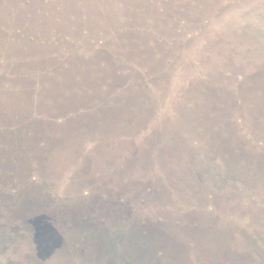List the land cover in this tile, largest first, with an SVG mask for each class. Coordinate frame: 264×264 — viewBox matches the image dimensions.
Instances as JSON below:
<instances>
[{"label":"rangeland","instance_id":"1","mask_svg":"<svg viewBox=\"0 0 264 264\" xmlns=\"http://www.w3.org/2000/svg\"><path fill=\"white\" fill-rule=\"evenodd\" d=\"M220 1H232V5L220 18L211 19L209 25L203 27L204 30L188 44L185 57L179 62L185 68L179 75H174L171 83L169 82L170 88L176 92L182 90L179 89L180 86L187 85L186 77L196 78L198 81L203 77L204 85L210 87L209 91L213 94V98L209 99H212L211 104L206 105L207 113H199L202 123L189 124L184 130L186 133L181 135L185 139L183 147L187 151L181 152L171 163L167 162L170 157L164 156L161 164L151 167L150 174L153 178H148L149 181L143 178V187L133 185V182L139 183V170L120 179L115 188L110 187L108 177H102L111 170L103 173L101 170L89 172L88 176L83 178L91 182L90 185L95 182V190H91L93 185L85 188L76 185L80 182V173L76 168L81 165L79 159L76 164L68 165L63 170L59 169L58 179L52 184L50 174L46 179L35 176L34 170H30L28 160L26 164L14 170L10 168L12 166L7 156H0V264H104L103 260L101 262L97 257L99 252L107 250L104 246L110 245L109 238L112 240L118 237L115 244L122 248L128 241L123 239L126 235L125 229L130 230V226L133 228L137 221L140 228L159 225L169 233V237H174L175 232V241L189 247L193 244L188 242L187 236L182 235V231L186 234L188 227L202 224L231 229L236 237L248 234L254 238H264V210H261L264 207V188L252 187L246 182L249 186L247 188L244 183H236L227 176L216 178L217 174H209L206 170L209 160L215 158L214 156H221L219 153L209 152L210 136L213 132L204 128L206 118H209L208 121L213 119L215 125L212 130H220L222 137L217 139V143L220 139L228 137L235 145H239L240 149L235 151L241 154V165L245 160L264 163V0H204L207 5L202 6L201 12L205 14L213 11ZM190 10L192 14L195 13L192 8ZM140 14L138 13L137 17ZM127 15L128 12L122 14L124 18ZM141 15L137 19H140ZM196 25L199 27L201 22L198 21ZM104 38L106 37L103 35L101 39ZM89 44L84 45L85 50H94L95 46ZM90 59L91 62L86 59V64L91 68L87 71L89 82L97 75L95 61L99 62L94 58ZM125 69L123 64L115 62H110L107 68L98 69V81L104 76V70H109L106 83L110 82L114 89L108 94H115V90L128 81V72L126 73ZM67 81L72 83L69 79ZM172 90L170 92L174 93ZM188 95L186 90L182 100L176 104V96L170 94L163 105L153 104L149 111L146 108L142 113L132 115L130 123L125 121L124 114H121V119H116L108 125L111 129L110 137L101 139L99 131H96L94 135L88 134L80 139L82 152H105L109 148L107 144L113 142L115 146L126 138L132 139L136 147L144 146L149 150L148 138L157 139L155 142L159 144L158 136L163 133V128L172 126L179 110L194 107L195 103L187 100ZM112 99L114 100V97ZM200 103L206 104L205 100ZM210 106L213 108L209 109ZM101 109L105 108L94 106L91 113L98 114ZM142 116L144 117L141 118ZM57 121L59 124L65 122L60 117ZM79 132L84 130L80 129ZM1 143L3 141L0 140V145ZM3 148L8 149V146ZM152 153L153 151L148 156L155 158L156 155ZM212 162L221 165V160ZM179 165L187 170V182L184 184L174 179L172 186L166 181V177ZM13 166H18V162ZM121 167L123 166L119 163L118 168ZM196 170L200 172L197 173ZM256 176L258 175L255 174ZM156 177H161L160 183L166 186L168 196L161 205L154 203L152 199L154 185L157 186L154 179ZM33 180L40 184L45 182L46 185L43 183L45 188H40L39 206L27 214L20 203L21 192L25 184ZM138 187L140 188L136 189ZM94 195L98 203L90 200ZM113 212L117 218L111 217ZM37 214L46 215L48 222L62 237L60 246L45 261L37 256L31 240L33 230L28 219ZM155 246L157 247V241H154V248ZM260 246L264 249L263 244ZM160 254L162 255V251L156 249L155 255ZM193 264H196L194 259Z\"/></svg>","mask_w":264,"mask_h":264},{"label":"water","instance_id":"2","mask_svg":"<svg viewBox=\"0 0 264 264\" xmlns=\"http://www.w3.org/2000/svg\"><path fill=\"white\" fill-rule=\"evenodd\" d=\"M84 82H89L88 78L84 79ZM16 97L17 96L11 93V91L9 92L8 98L10 100V105L8 104V107L12 110L19 109L16 100H13V98ZM22 98L27 102L31 101L30 108L32 113L37 116V120H27L26 123L24 122L21 124L19 128H28L31 132H34L35 135H33V138L30 137L32 139H19L20 144L18 145L13 144L14 140L4 135L0 138L1 142L3 141V143H1L3 146L0 148V156H7L8 161L11 162H9L12 166L10 168L14 170H16L17 167L23 166L24 163L26 164L28 160V164H30L31 167L30 170H34L35 176L46 179L50 174L53 179L52 184L58 179L59 175L57 172L59 169L63 170L65 167L67 168L68 165L76 164L79 159L82 166H76L78 173H80V182L76 185L82 188L93 185L91 186V190H95V182L90 185L91 182L83 178L85 175L88 176L89 172L101 170V173H103L108 169L111 170L109 174L102 175V177H108L110 187L115 188L119 184L118 181H120V179L130 174L132 175L134 171L139 170L140 172L137 176L140 178L138 181L139 183L133 182V185L136 187L138 185L143 187L145 182L144 179L149 181L148 178H153L150 172L154 165L158 163L161 164L164 156L165 158L169 156L170 159L167 162L171 163L174 158H177L178 155L180 156L181 152L185 153L187 151L183 147L185 139L182 138L181 135L189 124L202 123L200 120L201 118H199V113L202 115L207 113L208 109H206V105L211 104L212 99H209L213 98V94L210 91L206 94H200L197 88L189 91L187 100H190L191 103H195L196 106L193 104L194 107L191 109L182 108L179 110L177 116L173 119L172 126L163 128V133L158 136L160 137V139L158 138L159 144L155 142L157 139L148 138L147 143L149 145V150L144 146L136 147L132 139L126 138L115 146L113 142L110 145L107 144L109 148H107L105 152H103L104 150H95L93 153L90 152V154L82 152L80 148L82 140L80 139H83V137L88 134L94 135L96 131H99L101 139L110 137L111 129L108 125L112 122L114 123L116 119H121V114H124V120L128 121V123L132 121L134 114L130 110L131 105H124L123 107L117 108V110L115 109V111H113L111 116H106L104 112H98V114L91 113V109L94 110V106L81 103L80 107L86 109L85 113L68 118L66 116L71 112L75 113L77 108L70 107V104L62 106L57 103L54 98H51L49 93L48 95L38 97V100L33 102L29 93H26ZM46 98L51 100V105H49V107L45 105ZM203 100H205L206 105L200 103ZM148 106L149 105L146 107ZM211 107L213 108V106L208 108L211 109ZM143 110L144 108H142V111ZM149 110L150 106L147 108V111ZM142 111L140 112L142 113ZM46 114L49 116L45 117ZM40 116L43 117L40 118ZM58 117L63 118L66 124H64L65 122L59 124L57 121ZM143 117L144 116L141 118ZM208 119L209 118L204 119L207 120L204 124V128L208 132H213L210 136L211 142L209 145L211 149H209V152H216L221 155L220 157L214 156L216 159H211L212 161L221 160V165L209 160L206 167L209 174H217L216 178L220 179L227 176L236 183H244L247 188H249L248 184L252 187L264 188V163L262 164L256 160H245V163L241 165L239 161L241 154L235 151V149H240L239 145H235L228 137L223 140L220 139V142L217 143V139L221 138L222 135L220 130H212L215 125L214 121L213 119L208 121ZM217 119H219V117ZM0 124L8 126L10 122L7 120L3 121L1 118ZM80 129H83L84 132H79ZM184 133H186V131ZM57 134L60 136L56 137ZM40 140L44 142V145H40ZM53 142H57V144H53ZM22 145L26 146V148L21 149L20 146ZM4 146H8V149H4ZM151 151H153L152 154L156 155L155 158L148 156L151 154ZM17 152H20V156H18ZM27 153H30V155L27 156ZM225 155H227V157ZM128 156H131V158ZM17 162L18 166H13L16 165ZM119 163L122 164L123 167L118 168ZM175 169L176 170L168 174L166 181L172 186L174 179L186 184L187 170L182 169L181 165L177 166ZM196 171L197 173L200 172L199 170ZM255 174L258 175L256 176L257 178ZM156 178L154 179L156 180L155 184L157 183V186L154 185L155 192L153 193L152 199L154 203L161 205L168 196L166 186L160 183L159 178L161 177ZM43 183L45 184V182L40 184L38 181L33 180L29 182V184H25V191L23 190L21 192L22 202H20L22 206H24L23 209L25 213L28 214L29 211L35 210L39 206V201L41 200V192L39 191L40 188H45L46 185ZM91 187H89V189ZM139 188L140 187L136 189ZM125 191H128V189H125ZM43 198V200L46 199L45 196H43ZM90 200L98 203V199L95 195L92 196ZM262 201H264V198H262ZM262 205H264V203H262ZM111 209L113 208L111 207ZM261 210H264V207ZM111 217L113 219L117 218L115 212H113ZM28 222L33 230L31 240L35 245L36 254L40 259L45 261L49 259L54 250L60 246L62 242L61 234L50 222H48V217L46 215H32L28 219ZM137 222H135L133 228L130 226V230L125 229L126 235L123 236V239H128V241L125 242L126 244L124 243L122 245V248L117 247L115 244L118 241V237H114L112 240L109 238L110 245H105L104 247L107 250L99 252L97 258L101 259V262L103 260L104 264H193V259L196 264H264V249L260 246L262 244L264 245L263 236L254 238L248 234H240L239 237H236L231 229L202 224L197 227H188L186 234L182 231V235H184V237L187 236L188 242L193 244L189 247L184 243H177L175 241V232H173L174 237H169V233L164 231L163 227L161 229L159 225H149L140 228ZM122 234L124 235V231ZM154 241H157V247L155 246V248ZM156 249H160L162 255H155ZM33 263L36 264V262ZM46 264H57V262H47Z\"/></svg>","mask_w":264,"mask_h":264},{"label":"trees","instance_id":"3","mask_svg":"<svg viewBox=\"0 0 264 264\" xmlns=\"http://www.w3.org/2000/svg\"><path fill=\"white\" fill-rule=\"evenodd\" d=\"M60 1H64L62 7L66 5L67 9L75 10L76 20H85L87 27L80 29L66 23L70 31L54 33L57 36L54 41H40L24 31L10 33L5 28L10 25V20L2 21L0 18V121L2 118L10 122L8 126L0 124V138L6 135L14 140L13 144L18 145L19 139L33 138L35 135L28 128H19L27 120H37L30 108L31 101L22 98L26 93L30 94L32 102L49 93L62 106L70 104V107L77 108L75 113L66 116L71 118L85 113L86 109L80 107L81 103L105 108L99 112H104L106 116H111L117 108L131 105L130 110L135 114L153 104L163 105L170 94L176 96L175 103L178 104L186 90L189 92L197 88L201 94L211 90L204 85L203 77V82L186 77L187 85L179 87L183 92H174L169 84L174 75H179L185 68L179 62L185 57L188 44L204 30L203 27L209 25L211 19L220 18L231 7L232 1H220L218 6L214 5L216 8L213 11L205 14L201 12L202 6L207 5L204 0ZM16 2L18 0H14ZM60 5L57 3L54 8ZM9 8L19 7L12 4ZM190 8L195 13L192 14ZM124 12H128L126 18L122 16ZM138 13L142 14L140 19H137L140 16L137 17ZM72 16L69 15L70 18ZM198 21L201 22L199 27L196 25ZM14 25H17L15 20ZM103 35L106 37L104 40L101 39ZM80 43H90L95 49L86 51ZM90 58L99 60L95 61L97 75L90 82H84V77L89 78L87 71L91 68L86 64V59L91 62ZM110 62L123 64L125 72H128V81L115 90L114 96L108 94L114 89L110 82L106 83L109 70L108 75L104 70V76L98 81V69L107 68ZM68 79L72 81L71 84L67 82ZM10 91L17 96L13 100H16L19 109L8 107ZM45 105L49 107L51 100L46 98ZM39 142L44 145L43 141ZM20 148L25 149L26 146ZM17 154L20 156V152Z\"/></svg>","mask_w":264,"mask_h":264},{"label":"flooded vegetation","instance_id":"4","mask_svg":"<svg viewBox=\"0 0 264 264\" xmlns=\"http://www.w3.org/2000/svg\"><path fill=\"white\" fill-rule=\"evenodd\" d=\"M0 0V18L2 21L10 20V25L5 28L10 33L26 32L30 37L37 36L40 41H54L57 37L54 33L68 32L66 23L70 26L76 25L78 28L87 27L85 20H76L77 12L71 8L67 9L66 5L62 7L64 1L60 0ZM19 2H22L20 5ZM60 3L59 8L54 6ZM12 4L18 6V9L9 8ZM69 15H74L72 18ZM14 20L16 26L14 25ZM19 30V31H17ZM53 30V31H52ZM75 30V29H74ZM74 30L72 32H74ZM8 33V32H7ZM49 34V35H48Z\"/></svg>","mask_w":264,"mask_h":264}]
</instances>
